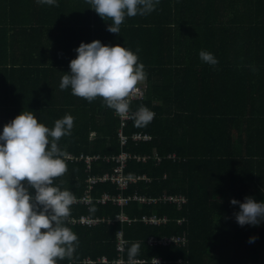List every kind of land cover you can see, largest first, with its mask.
<instances>
[{
  "label": "trees",
  "instance_id": "obj_1",
  "mask_svg": "<svg viewBox=\"0 0 264 264\" xmlns=\"http://www.w3.org/2000/svg\"><path fill=\"white\" fill-rule=\"evenodd\" d=\"M3 1L2 16L11 19L2 17L0 27V129L21 111H32L49 128L64 111L75 114L70 134L57 142L67 171L53 185L79 198L90 177L111 174L118 165L104 157L122 151L150 156L144 162L131 157L122 168L123 175L144 174L149 180L125 188L97 180L88 204L71 205L65 223L79 243L57 264L128 261L133 242L140 246L137 264H264V221L239 225V205L230 203L246 196L264 201V0H159L151 13L126 17L119 34L107 30L111 20L102 19L87 0ZM66 22L82 24L62 30L86 43L99 39L137 53L146 78L139 82L143 95L129 101L130 110L146 106L154 117L143 127L131 118L122 128L127 136L147 132L149 141L128 139L121 146L119 118L102 98L89 102L59 88L69 71L67 57L82 40L56 32L55 23ZM202 49L220 56L218 63L201 61ZM91 131L95 136L89 140ZM94 155L86 162L84 156ZM102 193L127 200L93 199ZM120 214L128 220L116 219ZM80 215L101 220L88 226L75 221ZM150 215L162 221H143ZM119 232L122 250L116 247ZM149 237L178 240L149 243Z\"/></svg>",
  "mask_w": 264,
  "mask_h": 264
},
{
  "label": "clouds",
  "instance_id": "obj_2",
  "mask_svg": "<svg viewBox=\"0 0 264 264\" xmlns=\"http://www.w3.org/2000/svg\"><path fill=\"white\" fill-rule=\"evenodd\" d=\"M55 5L57 0H36ZM90 8L111 23L107 30L120 32L126 17L147 15L159 0H87ZM69 61V71L61 77L59 88L91 102L103 99L119 116L129 115L127 97L146 78L144 65L136 52L124 45H108L99 39L81 41ZM201 61L218 63L213 53L200 50ZM154 112L140 106L131 113L137 127L146 126ZM74 117L65 114L49 128L32 111H21L0 129V264H57L71 257L79 240L66 226L75 202L74 193L53 185V179L67 171L63 153L58 146L62 136L70 134ZM239 205L236 222L256 225L264 221V201L246 196ZM90 207V212H95ZM254 237L249 238L252 242ZM138 242L127 248L128 264H137Z\"/></svg>",
  "mask_w": 264,
  "mask_h": 264
},
{
  "label": "built area",
  "instance_id": "obj_3",
  "mask_svg": "<svg viewBox=\"0 0 264 264\" xmlns=\"http://www.w3.org/2000/svg\"><path fill=\"white\" fill-rule=\"evenodd\" d=\"M143 90H144V85H141L138 83V85L130 92L127 99L130 101L131 99L141 98L143 95ZM134 112L135 111L132 112L129 109V115H126V116H119L115 113L116 116L119 118L120 126L118 128V137H119V142L121 145H124L128 139H131L132 141H143V140H150L151 139L150 134L140 132V131L132 132L129 136H127L126 134L123 133L122 127L126 124V122L129 119H131V113H134ZM80 156L82 157L83 155H80ZM131 157L136 158L135 155H130L129 153H127L125 151H122L120 154L115 155V156H106V159H109V158L113 159L116 162H118V165L113 169V172L111 174H109V172H107V174L104 173V175L100 174L99 177H95V176H94V178L90 177V179L88 180L89 184H88L87 189L85 191V195L80 197V198L76 197L75 202L81 201L84 203H89L92 200V197L89 195V190L91 189L92 184L95 183L97 180L103 181V180L110 179L111 181L117 183V185L121 188H125L129 182L135 181V180L140 179V178L148 180V178L145 175H142V176H140V175H133V176L123 175L122 168L124 167L127 159H129ZM84 158L86 159V162H88L92 158L93 159L97 158V156H95V155L93 157L84 156ZM137 158L138 159H140V158L145 159V156H142V157L137 156ZM134 198L141 200V201H146V200L152 201V200H154L153 198L146 199L143 196L142 197L134 196ZM93 199H95L96 201H100V202H104L108 199H112V200H117V202H119V203H122V202L127 200L125 197H122V196H116L115 197V196L109 195L107 193H102L99 197H96ZM164 199L175 200V201H184L183 196L173 197V196L165 195ZM115 218L119 219V220H128V218L124 214L116 215ZM142 219H143V221H148L151 223H158V222L162 221L161 218H158L155 215H150L149 217L143 216ZM99 220H101V219L93 218V217H90L89 215H80L77 218V220H75V221L82 223V224H86V225H93V224L97 223ZM172 240L177 242L178 239L174 238V237L163 238L160 240L153 239L152 237L148 238L149 243H153L156 241L157 242L159 241L161 243H166V242H169ZM124 244H125V240L122 238L121 232H119L117 235V244H116L117 249L122 250ZM101 260L106 261V259L104 257H102ZM124 262H128V261H124L122 259L117 260V264H122Z\"/></svg>",
  "mask_w": 264,
  "mask_h": 264
},
{
  "label": "crops",
  "instance_id": "obj_4",
  "mask_svg": "<svg viewBox=\"0 0 264 264\" xmlns=\"http://www.w3.org/2000/svg\"><path fill=\"white\" fill-rule=\"evenodd\" d=\"M5 2L6 1H3V0H0V10L2 9V6L5 4ZM76 10H78V9H76ZM2 17H3V19H7V20H10L11 19V16L9 15V16H2V13H1V11H0V27L2 28V27H4V24L2 23L3 22V19H2ZM75 27H78V28H80V27H82V24L81 23H77V25L76 24H69L68 22H66V23H64V24H57V23H55V30H56V32H58V31H60V29L62 30V29H67V28H75ZM91 27V26H90ZM64 35H68V37H70L69 38V40H71V41H74L75 39H82V40H80V42L81 41H83V42H85L86 43V38H77V36H72V35H69V33H67L65 30H62L61 31ZM79 42V43H80ZM79 43H77V44H79ZM71 54H73V55H69L67 58H74L75 57V55H76V53H75V51H71ZM214 54V56L217 58V60H220V56H218L217 54H215V53H213ZM142 83V82H141ZM144 84H145V81H144ZM67 106V109H72L73 107L72 106H70V105H66ZM65 114H70V115H72L73 117H74V120H75V114L74 113H72V112H69V113H67V112H65L64 111V113H62L61 115H60V117L59 118H62ZM123 130V129H122ZM140 132H142V131H140ZM144 133H147V132H144ZM149 134V133H148ZM94 136H95V131H91L90 133H89V135H88V139L89 140H91V139H93L94 138ZM146 141H149V140H143V141H136V142H146ZM135 142V141H134ZM121 145V144H120ZM121 146H123V145H121ZM127 152V151H126ZM127 153H129V152H127ZM155 152H153V154H154ZM69 154H71V153H69ZM68 154V155H69ZM130 155H135L136 156V158H134L136 161H139V162H144V161H146L147 160V158H149L150 156L148 155V154H137V153H135V154H131V153H129ZM152 154V155H153ZM66 157H67V154L65 155ZM137 156H140V157H142V156H145V159H142V158H140V159H138L137 158ZM155 158V161H159L160 159H161V157L160 156H154ZM105 159H106V157H104ZM128 160V159H127ZM127 162V161H126ZM126 162H125V164H126ZM87 166H89V165H87L86 164V167ZM125 166V165H124ZM142 175H144V174H142ZM142 175H140V176H142ZM149 180V179H148ZM80 198V197H79ZM78 202V201H77ZM81 202V201H80ZM74 203H76V202H74ZM84 203V202H83ZM84 204H88V203H84ZM88 226H91V225H88Z\"/></svg>",
  "mask_w": 264,
  "mask_h": 264
},
{
  "label": "rangeland",
  "instance_id": "obj_5",
  "mask_svg": "<svg viewBox=\"0 0 264 264\" xmlns=\"http://www.w3.org/2000/svg\"><path fill=\"white\" fill-rule=\"evenodd\" d=\"M142 82V84H144V80L143 81H141Z\"/></svg>",
  "mask_w": 264,
  "mask_h": 264
},
{
  "label": "bare ground",
  "instance_id": "obj_6",
  "mask_svg": "<svg viewBox=\"0 0 264 264\" xmlns=\"http://www.w3.org/2000/svg\"><path fill=\"white\" fill-rule=\"evenodd\" d=\"M161 157V156H160ZM187 242V241H186ZM182 245V244H181Z\"/></svg>",
  "mask_w": 264,
  "mask_h": 264
}]
</instances>
